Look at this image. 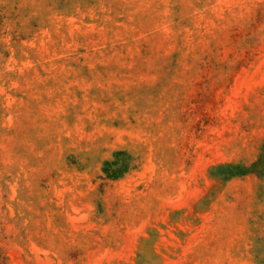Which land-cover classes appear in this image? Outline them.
Returning <instances> with one entry per match:
<instances>
[{
	"label": "rangeland",
	"instance_id": "374dc122",
	"mask_svg": "<svg viewBox=\"0 0 264 264\" xmlns=\"http://www.w3.org/2000/svg\"><path fill=\"white\" fill-rule=\"evenodd\" d=\"M0 264H264V0H0Z\"/></svg>",
	"mask_w": 264,
	"mask_h": 264
}]
</instances>
